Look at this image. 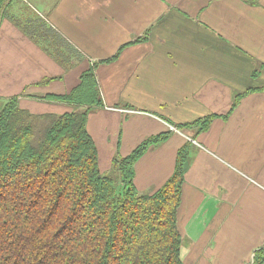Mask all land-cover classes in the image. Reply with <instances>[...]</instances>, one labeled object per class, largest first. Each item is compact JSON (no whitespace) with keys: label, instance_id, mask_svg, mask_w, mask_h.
I'll list each match as a JSON object with an SVG mask.
<instances>
[{"label":"crops","instance_id":"obj_1","mask_svg":"<svg viewBox=\"0 0 264 264\" xmlns=\"http://www.w3.org/2000/svg\"><path fill=\"white\" fill-rule=\"evenodd\" d=\"M24 21L62 38L65 63L23 32ZM92 64L103 104L87 130L98 164L166 133L134 164L135 187L152 191L188 143L184 264L252 263L264 246V0H5L0 97L63 112L67 103L44 96L68 93ZM208 115L204 130L184 126Z\"/></svg>","mask_w":264,"mask_h":264},{"label":"trees","instance_id":"obj_2","mask_svg":"<svg viewBox=\"0 0 264 264\" xmlns=\"http://www.w3.org/2000/svg\"><path fill=\"white\" fill-rule=\"evenodd\" d=\"M19 24L65 63L58 53L62 38L53 29ZM44 98L70 107L33 113L19 106V95L0 105V264H184L178 216L188 143L178 148L170 176L147 192L134 185V164L167 134L145 138L125 156L114 155L117 186L101 172L87 130L91 108L103 104L94 64L68 93ZM211 119L184 126L204 130ZM263 262L264 246L255 250L251 264Z\"/></svg>","mask_w":264,"mask_h":264},{"label":"rangeland","instance_id":"obj_3","mask_svg":"<svg viewBox=\"0 0 264 264\" xmlns=\"http://www.w3.org/2000/svg\"><path fill=\"white\" fill-rule=\"evenodd\" d=\"M5 18H11L10 16H5ZM3 102H5V97H0V105L3 103ZM75 109H79L78 107H75ZM91 111V110H90ZM90 113V112H89ZM108 138H109V136H108ZM107 138V139H108ZM153 145V144H152ZM152 145H150V147L152 146ZM116 158H118V157H116ZM119 159V158H118ZM99 168H100V170H101V172L103 173V174H105V175H109V176H112V177H114V181H115V183H116V185L118 186L119 185V178H118V176H119V170H118V166L117 165H114L113 163H112V160L107 164V165H103V163L102 164H100L99 165ZM145 192H147V191H145ZM186 243V241L185 240H183V242H182V245L184 246V244ZM251 260L253 261V257L251 258ZM249 264H251V262L249 263Z\"/></svg>","mask_w":264,"mask_h":264}]
</instances>
